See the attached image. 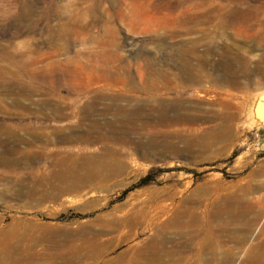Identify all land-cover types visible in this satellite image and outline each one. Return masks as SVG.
Returning <instances> with one entry per match:
<instances>
[{
  "label": "rangeland",
  "instance_id": "374dc122",
  "mask_svg": "<svg viewBox=\"0 0 264 264\" xmlns=\"http://www.w3.org/2000/svg\"><path fill=\"white\" fill-rule=\"evenodd\" d=\"M200 10L208 12L206 18L193 21L191 14ZM232 12L237 16L231 17ZM200 55L207 59L201 61ZM150 60L156 68L147 66ZM64 67L77 76L62 85L63 100L53 97L49 84L31 78V73L50 76ZM191 67L210 80L204 85L195 83V87L188 84L187 70ZM103 70L104 74L119 73L125 87L114 84L108 98L101 99L104 104L98 101V108L111 103L114 94L121 92L125 96L122 102L127 96L134 102L165 105L183 101L190 106L188 112L198 115L197 126L208 129L219 123L213 120V114L221 110L217 102H230L233 111L241 114L236 124L240 135L234 142L211 137L206 141L207 136L201 133L192 134L194 138L173 125L158 134L167 144L156 151H145L121 139L83 143L78 139L88 135L94 121L72 114L91 98L75 91L84 86L97 89ZM233 76L239 82L224 81ZM133 85L147 93L131 91ZM260 86L264 87V0H0V159L8 162H0V233L10 243L22 242L42 253L52 247L53 254L44 262H53L56 255L61 259L66 251L69 254L71 243L84 233H104L102 239L113 240L107 258L122 260V255L130 251L122 261L128 263L132 252L154 238L158 228L141 217L135 227L123 221L150 205L155 207L160 199L153 195L173 192V197L164 202L175 203L171 210L175 212L185 208L184 201L189 197L202 199L204 209L206 203L244 194L242 185L264 184V129L260 125L264 110L254 106L257 97L264 104ZM205 88L216 97L202 95ZM49 100L61 101L65 117H57L46 108ZM251 106L255 108L252 116ZM109 118L97 120L104 125ZM152 133L141 135L148 139ZM129 135L132 139L140 136L135 132ZM46 140L52 144L46 145ZM24 149L34 154L25 159L18 152ZM107 154H117L130 166L128 172L94 182L79 193L65 191L40 197L57 192L52 175L56 159L65 155L109 158ZM43 177L48 179L38 185ZM144 179L148 180L146 184L142 183ZM256 192L249 196L254 198L255 214L264 208V190ZM263 214L253 230L252 244L264 245ZM177 231L173 228L169 235L175 238ZM227 247L244 253L236 263L241 264L246 249H239L234 242H228Z\"/></svg>",
  "mask_w": 264,
  "mask_h": 264
},
{
  "label": "bare ground",
  "instance_id": "6f19581e",
  "mask_svg": "<svg viewBox=\"0 0 264 264\" xmlns=\"http://www.w3.org/2000/svg\"><path fill=\"white\" fill-rule=\"evenodd\" d=\"M205 13L206 12H204V10H200L197 13L191 14V18L193 19V21L194 19L196 20L203 19L204 16L206 18L207 15H205ZM240 13L242 12H238V14ZM235 15L237 16V12H232L231 17L233 16L235 17ZM192 49H195V47ZM196 51L197 50H195V52ZM197 52L199 53V51ZM194 55L196 59V54ZM206 55L207 54L204 53V56ZM199 59L202 61L204 57L200 55ZM205 59L203 60V62L205 61ZM100 60L98 61L100 62ZM152 61L154 62V60ZM152 61L151 60L147 61L148 62L147 66L149 65L151 67H154V63ZM259 61H261V59ZM107 62L109 61L107 60ZM191 66L193 67V65ZM258 66L260 67V64ZM188 67H190V65ZM192 67L187 70L188 84L192 86L195 83L204 85L206 81L210 80L208 75H205L202 72H201L202 74L197 73L196 69L198 68H196L194 72ZM159 71L160 70H158V72ZM149 72H151L150 69ZM157 73L156 75L158 77L159 75ZM161 73L159 72V74ZM102 75L104 76L102 77L103 79H101L102 83L101 84L99 83L100 85L97 83L99 85L97 89L84 86L83 88L75 91L80 96L86 95V97L91 98L89 101L87 100L88 102L82 108L79 106L81 109L80 108H79L80 110L77 109L78 110L77 112L75 109H71V110H75V112L73 111L74 113L72 112L73 113L72 117H76L77 119L78 118L90 119L94 121V122L91 121L93 122V124L92 126H90L89 133H87L88 135L82 136L78 139L83 143L85 142L98 143L103 141L110 142L111 140L116 141L118 139H121L125 141L129 140V143L132 142V144L134 143L133 144L134 146L136 145V147H139L141 149L143 148L145 151H149V150L156 151L157 149L161 148L162 144H167V142H165L166 138L165 140H163L160 138L158 134L164 132L165 130L170 129L173 125L179 128L178 131L180 132L181 130L186 131L190 133L191 136H194L192 134L198 135L199 133H201L204 136H207V138L205 139L206 141L208 140L209 137H211L214 140L217 138H222L227 142H234L235 140H237V138L240 135V133L236 129L237 128L236 124L238 119H240L241 114L240 113L237 114L236 112L233 111L234 104L230 102L227 103L223 101L217 102L221 110H219L220 112L213 114L214 118L213 117L212 118L215 121L219 120V123L216 125L217 127L215 126L216 128L211 127L208 129L206 128L204 129L203 126H197L198 117L196 116L198 115L194 116L195 113L194 115H192L191 110H189L188 112L190 106L188 108L187 105L183 104V101H180L178 102V104L175 105H170V104L165 105L164 103H160V102L157 103L156 101L151 103L143 102L142 97H140L142 102H140V100H138V102L137 101L134 102L132 101V99L131 100L130 98L128 99L127 96L125 102H122L124 99L121 98L122 97L124 98L125 96L121 95L123 94V92H121V94H114L115 97L111 100V103L106 102V104L102 108H98L97 106L98 101L100 103L101 99H104L106 97L108 98L107 92L113 87V85L116 83L117 85L118 84L121 85L123 83V80L121 81V76L119 73L107 72L106 74H104V70H103ZM164 75L162 74V76L165 79ZM76 76H77L76 72L73 70L71 71L67 67H64V69H62L61 72L60 71L52 72L50 76H39L37 74L31 73L32 80L37 81L41 84L43 83L49 84L50 85L49 88L52 89L51 93H53L52 94L53 97H56L58 100L64 98L61 92V90H64V88H62V85L66 82L67 83L73 82L72 79L74 77L76 78ZM83 77L84 76H82V78ZM93 77L95 76H92V78ZM234 77L235 76H233L232 78L226 77L224 81L239 82V78L237 77L236 79ZM166 78L168 79V77ZM142 83L144 84L143 81ZM121 86L125 87L124 84H122ZM195 86L197 85L195 84L193 87ZM156 87L153 88L147 87V88H152L154 90V88ZM116 88L117 87L115 85V89ZM161 88L163 90L164 87ZM123 89L125 88L122 87V90ZM157 89L160 90V88ZM157 89H155V91ZM132 90L135 91V93L136 92L147 93L146 89H143V87L140 88L137 85L131 86V91ZM259 90L262 92V94H264V87L260 86ZM124 94H126V92ZM110 95L111 94H109V96ZM202 95L204 96L210 95V92L205 88V90L203 89L202 91ZM17 102L19 107L20 105H22L21 107H23V104H20L21 103L20 101ZM60 102L61 101L49 100L45 102V106L46 108L50 109L51 110L50 112H52L54 115H56L57 117L58 116L61 117L64 115V111H63L62 103ZM102 103L104 104V102ZM172 109H173V115L171 114ZM254 113H255V108L254 106L253 107L251 106V109L249 110V115L252 116ZM110 116L111 118L106 120L104 125H101L97 120V117L107 118ZM260 124L263 126L262 128L264 129V122H261ZM212 125L214 126V124ZM132 132L138 133L140 134V136H138L136 139H132V137L129 135V133L132 134ZM149 132H154L157 134L154 135V133H152L153 134L152 137L148 139L142 137L141 134L147 135ZM195 137L196 136H194V138ZM70 141L71 139H69V142ZM118 141L122 142L120 140ZM208 142H210V140ZM45 143L46 145L52 144L50 140H46ZM111 143L113 142L111 141ZM117 150L120 151L119 148ZM111 151L113 152L112 149L110 150V153ZM18 152H20V154L22 153L23 156H25V159L26 157L29 159L33 153V152L31 153L30 150H25V149L20 151L18 150ZM36 154L37 153H35V155ZM75 155H65V157L62 158L60 157L61 159L58 158L59 161H57L56 159L57 164H55L54 167L56 166L57 167L53 169L54 173L52 175H53V181L56 182L55 189L57 190V192L54 194L43 193L40 194V197L43 198L53 197L65 191L79 193L87 186H90L92 183L94 184V182L107 180L109 178L121 175L125 172H128L130 168V166H128L126 162L122 161L121 159L118 158V156H116L117 154L112 157H109L111 155L107 154L109 158H107V156L105 158L104 157L101 158L99 156L89 155L85 157H80L79 155L77 156ZM1 161L2 163L8 164V162H6L5 160L0 159V162ZM47 179L48 178L46 177L41 178V181L39 180L38 185H44L45 183L44 181H46ZM240 189L245 191L244 194L235 193L232 196L226 197L225 200L221 202H212V204L206 203L204 209L202 208L203 207L202 199H194L189 197L186 199V201H184L185 208L182 211L174 210L175 212L171 211L173 207H175L176 205L175 203L164 202L165 200L171 199L173 197L174 195L173 192H170L167 195H165L167 193L166 191H162V192L160 191V195H153V196L151 195L152 197H156L157 199H160L158 203L155 204L156 206L153 207L154 205H150L148 206L149 207L148 209L146 208H144V210L142 209L137 215L134 214L135 215L134 217L130 216L128 219L123 221V223L129 222L131 227H135L138 225L139 223L138 220L140 219V217L144 218V220L148 223V225H155V227L158 228L157 235L154 238L148 239L146 244L143 245L142 247L140 246L139 248H136L130 255V259L128 260L129 261L128 263H123L122 261L126 257V254L127 256H129L130 251H127L122 255V260L112 261L111 259L107 258V255L112 249L113 240L109 241L102 239L104 233L101 234L99 232L96 233L92 232L89 234L87 233H84V235L82 234L83 235L82 238H79L76 241L72 242L71 245L69 246L70 248L69 254H67L66 251L65 254H62L63 258L61 259H58L59 257L56 255L55 257H57V259L54 260L53 262L43 261L46 257H48L49 255L51 256V254H53L52 252H50L52 247L51 249L46 247L45 248L47 249L46 252L42 253L36 247L29 248L27 244H26L27 246H25L24 243L22 242L10 243L6 239H4L5 234L0 233V264H100V261L105 262L104 264H144V263L163 264L165 261L166 262L171 261V264H203L201 263L202 260L206 262L205 264H236L240 260V258H242L241 256L244 253L242 252L241 254H239L238 252H236L235 249H231L230 247H227L228 242H234L239 244L240 245L239 249L243 247L246 249L245 258L242 260L241 264H264V245H258L254 243L252 244V242H250L252 239L253 230L257 226L258 221L262 216V213H264V208L260 211V213L255 214L254 208L256 205L254 204V198L249 197L252 191L258 192L259 190H264V184L249 183L246 184L244 187L243 185L240 186ZM143 202H146V200H143ZM231 226H233L234 228L232 229ZM173 228L178 229L175 238H172L169 235L170 230ZM196 238L197 240H195ZM247 245L250 246L248 247Z\"/></svg>",
  "mask_w": 264,
  "mask_h": 264
},
{
  "label": "water",
  "instance_id": "95a60500",
  "mask_svg": "<svg viewBox=\"0 0 264 264\" xmlns=\"http://www.w3.org/2000/svg\"><path fill=\"white\" fill-rule=\"evenodd\" d=\"M259 103H260V102H259V98L257 97L256 100H255L254 106L259 105L258 107H259L261 110H262V109L264 110V104H262V103L259 104ZM260 125H261V124H260ZM261 126H262V125H261ZM262 127H263V126H262Z\"/></svg>",
  "mask_w": 264,
  "mask_h": 264
},
{
  "label": "trees",
  "instance_id": "16d2710c",
  "mask_svg": "<svg viewBox=\"0 0 264 264\" xmlns=\"http://www.w3.org/2000/svg\"><path fill=\"white\" fill-rule=\"evenodd\" d=\"M147 182H148V180L147 179H144L142 183L143 184H146Z\"/></svg>",
  "mask_w": 264,
  "mask_h": 264
}]
</instances>
